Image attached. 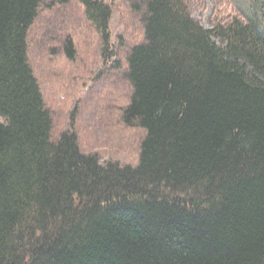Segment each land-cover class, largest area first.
<instances>
[{
    "label": "trees",
    "instance_id": "trees-1",
    "mask_svg": "<svg viewBox=\"0 0 264 264\" xmlns=\"http://www.w3.org/2000/svg\"><path fill=\"white\" fill-rule=\"evenodd\" d=\"M46 0H0V264H264V0L203 27L184 0H130L136 166L52 119L27 37ZM109 54L112 9L74 0Z\"/></svg>",
    "mask_w": 264,
    "mask_h": 264
},
{
    "label": "rangeland",
    "instance_id": "rangeland-1",
    "mask_svg": "<svg viewBox=\"0 0 264 264\" xmlns=\"http://www.w3.org/2000/svg\"><path fill=\"white\" fill-rule=\"evenodd\" d=\"M112 9L109 54L100 35L74 0H46L27 37V55L52 119V140L73 130L84 154L100 162L136 166L144 131L126 126L122 110L131 88L124 73L130 48L143 40L130 0H103ZM190 16L205 28L227 23L237 12L232 0H184Z\"/></svg>",
    "mask_w": 264,
    "mask_h": 264
}]
</instances>
